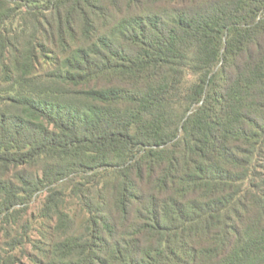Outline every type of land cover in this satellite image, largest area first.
I'll return each instance as SVG.
<instances>
[{"label": "trees", "instance_id": "obj_1", "mask_svg": "<svg viewBox=\"0 0 264 264\" xmlns=\"http://www.w3.org/2000/svg\"><path fill=\"white\" fill-rule=\"evenodd\" d=\"M0 264H264V0H0Z\"/></svg>", "mask_w": 264, "mask_h": 264}, {"label": "rangeland", "instance_id": "obj_2", "mask_svg": "<svg viewBox=\"0 0 264 264\" xmlns=\"http://www.w3.org/2000/svg\"><path fill=\"white\" fill-rule=\"evenodd\" d=\"M34 204L35 205H34L33 211L37 212L38 211V208H39V206L41 204V199H39L38 201H36Z\"/></svg>", "mask_w": 264, "mask_h": 264}]
</instances>
